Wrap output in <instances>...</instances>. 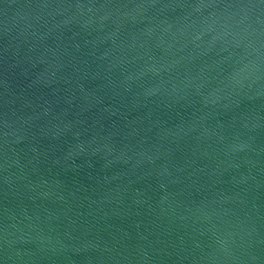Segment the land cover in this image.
I'll use <instances>...</instances> for the list:
<instances>
[{
	"label": "water",
	"instance_id": "1",
	"mask_svg": "<svg viewBox=\"0 0 264 264\" xmlns=\"http://www.w3.org/2000/svg\"><path fill=\"white\" fill-rule=\"evenodd\" d=\"M0 264H264V0H0Z\"/></svg>",
	"mask_w": 264,
	"mask_h": 264
}]
</instances>
